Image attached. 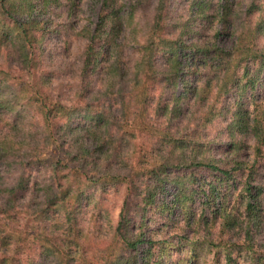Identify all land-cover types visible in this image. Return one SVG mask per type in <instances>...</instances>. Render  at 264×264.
<instances>
[{"label": "trees", "instance_id": "obj_1", "mask_svg": "<svg viewBox=\"0 0 264 264\" xmlns=\"http://www.w3.org/2000/svg\"><path fill=\"white\" fill-rule=\"evenodd\" d=\"M77 1L0 0V264H198L212 249L264 264V108L243 101L264 70V0H157L143 25L146 0H101L79 30ZM70 37L86 41L74 83ZM221 118L225 139L204 140Z\"/></svg>", "mask_w": 264, "mask_h": 264}, {"label": "rangeland", "instance_id": "obj_2", "mask_svg": "<svg viewBox=\"0 0 264 264\" xmlns=\"http://www.w3.org/2000/svg\"><path fill=\"white\" fill-rule=\"evenodd\" d=\"M126 5H129L130 2H134L136 0H121ZM245 1V0H242ZM101 0H78L77 5V14L75 17L76 25L75 28L79 30L81 27H86L88 25H93V23L96 21V17L99 11ZM157 4V0H146V3L144 6L139 8V12L137 14V17L139 19V22L141 25L145 24L146 22H149L152 20L154 15V8ZM180 10V7L177 8V11ZM54 43H56V40H53ZM69 48H68V54L67 57L64 58L65 64L62 67V73H67L68 70H72V72H68L64 78H66V82H73L75 81L74 74L77 72V70L80 68L81 60L83 51L86 45V41L70 37L69 39ZM59 44V42L57 43ZM227 44V43H226ZM135 45H130L127 50L128 52H131L132 49H134ZM61 50L59 51L60 55ZM64 94H67V89L64 91ZM237 99V93L232 92L227 97L220 100L218 106L219 107H230L234 101ZM246 104H249L251 110L254 109L256 106L259 110L264 108V70L260 77V83L257 85L256 89L252 92L247 91L244 100ZM252 101H254L255 105H252ZM251 104V105H250ZM225 126H226V120L224 118H221L217 120L214 124L209 126L204 131V140L212 139L215 141H222L225 139ZM136 143H139L138 141ZM247 147H250L249 150L245 151L244 160L252 162L255 160V156L253 153V143L251 140L247 141ZM141 147H136V151H139ZM218 157V156H217ZM256 174H255V182L261 183L264 185V149L262 152V155L256 159ZM32 176H35V179L40 180V175H36L34 172ZM239 179V178H238ZM106 202L107 207L110 211V215L115 221L117 218V214L119 211V208L121 206V200H122V194L117 196L110 195ZM264 209V206H263ZM94 245L93 243H90V246ZM254 250L258 253H260L263 256V263H264V227L263 231L255 238L254 242ZM214 249H212V252H202L198 259V264H224V260L221 257L220 260H217L216 256H214ZM241 257V258H240ZM167 264H172L173 261H175L178 258V255L176 253L171 252L166 254L165 256ZM235 261L240 262L241 264L244 263V258L242 256L234 255ZM180 264H185L180 263Z\"/></svg>", "mask_w": 264, "mask_h": 264}]
</instances>
